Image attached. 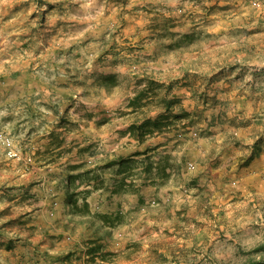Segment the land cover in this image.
Returning a JSON list of instances; mask_svg holds the SVG:
<instances>
[{
    "label": "rangeland",
    "instance_id": "rangeland-1",
    "mask_svg": "<svg viewBox=\"0 0 264 264\" xmlns=\"http://www.w3.org/2000/svg\"><path fill=\"white\" fill-rule=\"evenodd\" d=\"M262 150L264 0H0V264H71L91 221L161 233L129 255L264 264V188L238 174ZM166 195L199 197L184 236ZM199 229L217 252L186 251Z\"/></svg>",
    "mask_w": 264,
    "mask_h": 264
},
{
    "label": "crops",
    "instance_id": "crops-1",
    "mask_svg": "<svg viewBox=\"0 0 264 264\" xmlns=\"http://www.w3.org/2000/svg\"><path fill=\"white\" fill-rule=\"evenodd\" d=\"M163 142L164 141L162 139L155 138L154 140H152L151 142L146 144V148L151 149L152 146H155V149L152 151V153L157 152V154H158L159 150H162L163 148H166L169 146V144H167V143L163 146ZM187 147H189L191 149L194 146L187 145ZM237 156L238 155L236 154V157ZM230 170H232V168ZM249 171H251V173H249V175L251 176L250 177L251 180H254L255 182H258V181L262 182V185H260L259 188L261 190H263L264 180L262 181V178H264V175H259V174H264V150L260 151L258 156L252 158L249 161L248 166L243 167L238 174L246 176V173ZM254 171H258V173L254 172ZM246 184L247 185L239 183V186H241L239 188H241V190L243 188H247L249 183H246ZM226 187H227V185H226ZM249 188H251V187H249ZM247 189H244V190H247ZM222 192L226 195V197H223V196L219 197L218 196L217 200L230 199V198L235 197V195L234 196L232 195L233 192L232 191L229 192L228 189H224ZM202 193H203V190L200 191V194H202ZM197 198H199V197L187 199L186 201L185 200L177 201V200H174L171 195H166L165 200H167V202H169V205L167 206V210L169 213L172 214V217L170 218L171 221L168 224H174L175 223V225H174L175 227L170 228V229L163 227L164 231L165 230L175 231V233H178V234L181 233V235H183L184 234L183 232L185 231V229H182L181 227H179V225H178L179 222H176L178 220V217L175 218L173 215H175V214L178 215V214L174 210H179V209L181 211L183 210L182 213L179 215L184 217V219H187L188 217H192L193 214H190V210H192L191 206H194V204L195 205L198 204L199 201L197 200ZM200 199H202V197ZM125 200L126 199H124V201ZM195 200H197V201H195ZM186 207H188V210L185 211ZM160 215H162V214L160 213L159 215H157L155 213L154 215H151L152 219L144 218L143 222L146 225L159 224L156 222L159 220ZM166 220H168V219H166ZM86 225H87V223H86ZM163 225H166V224L163 223ZM137 230H139V231H137ZM137 230L126 232L124 229L116 230L114 228L112 229V228L107 227L103 223H100L98 225L97 223L93 224V221H91L90 224L87 225L86 227H84L82 231L77 230V233L75 234V236H73L72 244L75 245V247H74V249H72L70 251L72 255H70V257L68 258V261H70L71 264H84L85 260L88 263H90V261H94L93 264H222L221 263L222 259H220L221 257H218L215 253L211 257L210 256H207V258L203 257L201 260L199 259L198 254L193 253L192 258H184V259L179 260L177 257L176 258L173 257L172 261L162 263V262L156 261L155 256H153V251L155 249H157V246L153 245V243L144 244L142 246H139L140 248L137 247L135 252L133 254L129 255L128 250L133 249V248L130 249V247H132V245H134L133 243H139L141 241L147 242L148 239L155 238V237L158 238L161 235V233H157L156 236L149 235L150 232H148V230L145 226L143 228H140ZM237 233H238L237 229H234L230 233L231 238H233L232 241H233L234 247H232V248L235 252V255L237 256V252L239 251V249L241 251L253 250L254 247H249L247 245V247L245 248L241 245V243L238 242V240H237L238 234ZM194 234H197L199 239H201L200 245L198 243V244H196V246H194V244L191 240H187V239L181 240L182 242L185 243L184 248H187L188 246L190 248L189 250H186V251H189V252L195 251L198 253H200V252L209 253V252H217L218 251V247H217L218 245H215V244L211 245V243H209L210 242L209 234L205 233L204 230L199 229ZM81 243H84V244H81ZM238 244L240 247L238 246ZM73 245H72V247H73ZM80 245H85L86 247L80 246ZM79 247L81 249H79ZM125 247H127V249H125ZM181 247H182V245L179 248H181ZM260 247L262 249H259ZM66 248L70 249L69 246ZM255 249L257 251H261V252L263 251L264 252V245H258ZM63 250H66V249L64 248L60 251H63ZM81 251H83V252L88 251V252L85 256H81L79 253ZM125 251H127V252H125ZM157 252L162 254V255H164L166 253L165 251L160 250V249H157ZM61 253H63V252H61ZM64 253L68 254L67 252H64ZM76 256L77 257L80 256L79 260L78 261L72 260ZM261 257H262V259H264V253L262 254ZM241 262H242V264H254L255 260H254L253 255H251V256H246L244 259L241 260ZM90 264H92V263H90Z\"/></svg>",
    "mask_w": 264,
    "mask_h": 264
},
{
    "label": "trees",
    "instance_id": "trees-1",
    "mask_svg": "<svg viewBox=\"0 0 264 264\" xmlns=\"http://www.w3.org/2000/svg\"><path fill=\"white\" fill-rule=\"evenodd\" d=\"M140 129H142V128L140 127ZM66 186H67V188L73 189L71 187V186H73V181L71 180L70 176H68L66 178ZM65 198H66V201H65L66 203L72 204V205H76V199L74 198V195L73 194H69L68 193V194H66ZM87 207H88V203L86 201H84L82 208L85 209V210H87L86 209ZM76 212L79 213V214H81L82 213V209L81 208L76 209Z\"/></svg>",
    "mask_w": 264,
    "mask_h": 264
}]
</instances>
